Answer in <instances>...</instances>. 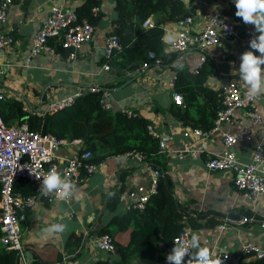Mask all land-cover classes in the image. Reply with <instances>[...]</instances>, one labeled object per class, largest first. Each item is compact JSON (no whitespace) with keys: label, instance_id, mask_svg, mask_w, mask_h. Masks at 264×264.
Returning <instances> with one entry per match:
<instances>
[{"label":"crops","instance_id":"0c3cea01","mask_svg":"<svg viewBox=\"0 0 264 264\" xmlns=\"http://www.w3.org/2000/svg\"><path fill=\"white\" fill-rule=\"evenodd\" d=\"M94 1L98 3L92 8L98 17L93 25L94 38L73 52V60H68V52L58 50L59 40H52L54 57L40 54L27 63L33 37L47 19L50 9L57 7L76 13L86 0H12L6 20L0 26V36L14 39L13 46L0 51V94L4 96L0 103L18 102L28 115L44 117L51 103L85 89L99 87L109 91L108 112L114 114L127 110L147 119L149 127L164 141L167 178L179 211L184 209L180 213L190 237L197 233L201 247H208L214 253H228L231 256L229 264H247L250 260L241 254L243 243H253L264 250V195L250 201L236 188L230 172H211L205 167L206 161L220 152L222 133H232L249 123L245 117L247 110L234 111L231 123L222 125L220 131L199 142L193 129L182 126L172 115L175 90L171 86L178 69L191 71L198 64L199 53L190 51L180 64L171 62L165 67L150 65L143 68L142 64L133 63L121 69L118 65L121 58L115 61L118 53L113 55L111 62H107L103 55L104 39L111 34L116 19L115 2ZM172 1L180 4L187 16L192 17L193 31L201 30L211 14L230 18L235 36L223 39L212 48L209 53L212 62L201 70L205 75L204 87L220 97L223 87L230 82L241 87L239 76L232 75V72L239 67L240 55L250 50L241 37L246 33L258 35L254 26L236 17L235 7H225V0ZM168 10L167 7L145 20H150L154 26L159 21L162 50L170 57L173 54L168 32L178 29L175 22L181 18L167 19ZM105 63L110 67L108 71L104 69ZM258 106L264 118V95ZM251 135L250 141L238 143L233 148L239 163L251 162L255 146L264 138V127H253ZM188 147L196 149L199 155L179 158L178 153ZM73 152L71 148H64L58 155V163L62 165ZM148 178V169L144 165L127 155L115 156L107 158L76 185L75 195L80 196L79 200L74 195L69 201L49 202L47 194L40 192L34 204L23 209L25 221L20 224L23 256L18 264H33L35 258L50 264H111L112 261L124 264L116 253L97 249L94 241L99 231L116 215L125 213L127 192L135 185L147 184ZM120 190H123L120 205L116 213H112L108 204ZM62 216L65 217L63 221L60 220ZM242 217L255 221L246 224L228 221L237 222ZM58 222L67 223L69 230L59 236L45 231ZM128 239L129 231L116 237L121 245H125Z\"/></svg>","mask_w":264,"mask_h":264},{"label":"built area","instance_id":"2783aa9c","mask_svg":"<svg viewBox=\"0 0 264 264\" xmlns=\"http://www.w3.org/2000/svg\"><path fill=\"white\" fill-rule=\"evenodd\" d=\"M12 4V0H1L0 2V26L5 22L7 13ZM224 6H233V0H225ZM95 10H92V13ZM178 29H171L168 32L170 37V50L174 55L175 63H182L190 51L199 53L198 64L192 68L190 73L196 75L206 64L212 62L210 50L217 46L223 39H231L235 36V27L230 18L226 15L211 14L206 24L199 31H193V19L185 16L175 22ZM145 30L152 29L154 24L150 20L142 23ZM95 27L87 20H78L75 12L52 7L47 19L37 29L31 44L29 55L26 62L30 63L31 58L40 54L54 57L55 48L51 45L52 40H59V45L64 50L72 49L68 52V60L75 57L74 51L88 44L94 38ZM255 35L244 34L241 41L249 46V41ZM14 45V39L11 36H0V51ZM122 49L120 40L116 35L110 34L105 37L103 42L104 59L108 62L115 53ZM150 65L160 67L162 60L154 52L147 53V61L142 64L143 68ZM104 69H110L107 63ZM176 77L171 81L174 86ZM101 93L100 105L105 111H110V104L107 102L110 92L99 87H92L51 103L45 110V115L52 114L70 106L75 99L87 93ZM262 95L255 100H249L245 89L234 82L228 83L222 89L221 103L222 109L217 113L214 126L210 131L203 132L193 129V135L199 142L209 138L212 133L220 131L222 125L232 122L234 111L246 109L245 117L249 120L246 126L238 127L232 133H222L221 150L214 157L209 158L205 167L208 171L230 172L233 175V182L236 188L250 201H256L264 195V138L261 143L255 146L253 157L250 163L242 164L236 159L234 146L238 143L251 140V129L253 127H264V118L259 111V101ZM4 96L0 94V101ZM173 101L176 105H182V96L173 93ZM121 113L127 116H135L134 113L122 110ZM150 134L159 140L160 151L164 152V141L148 127ZM197 142V141H196ZM64 148L73 149V154L63 160L60 165L59 153ZM185 155L196 157L199 152L188 147L178 153L179 158ZM128 157L144 165L148 169V183L145 185H135L126 194L127 203L125 212L143 211L149 199L157 193L158 182L163 175L156 169H152L143 161L140 154H128ZM92 155L90 151L84 150V143L81 139H58L50 134L41 135L40 132H32L27 124L7 126L0 115V231L2 236L0 243L7 249L23 256L21 244L20 224L25 221L23 209L25 206L34 204L36 196L40 193L42 176L49 169L56 167L61 171L62 178L69 179L76 186L84 179L89 177L98 165L90 163ZM63 166V169L61 167ZM19 181H29L35 185V193L31 196H22L14 191V186ZM49 202L55 200L69 201L62 199L59 191L47 193ZM231 223L246 224L255 221L252 218L242 217L239 221ZM264 224V223H263ZM191 237L187 227L173 239L171 246L161 245V249L167 256L171 253L174 243L183 241L186 247ZM95 247L101 251L115 253L114 241L108 235H99L94 241ZM195 250L189 247L188 255L191 256ZM217 256L224 259V264H229L231 256L223 251L215 252ZM241 254L250 261L264 259V250L253 243H243L241 245ZM188 257L185 258L187 260ZM167 264V261H164Z\"/></svg>","mask_w":264,"mask_h":264},{"label":"trees","instance_id":"16d2710c","mask_svg":"<svg viewBox=\"0 0 264 264\" xmlns=\"http://www.w3.org/2000/svg\"><path fill=\"white\" fill-rule=\"evenodd\" d=\"M1 2V1H0ZM116 19L111 34L116 35L121 51L115 61L121 58L119 68L126 69L133 63L143 64L147 53L154 52L162 60V67L174 61L163 53L160 38L162 30L159 21L152 29L141 28L143 21L158 11L168 7L167 19L184 18L187 14L180 4L172 0H114ZM94 0H86L76 12L78 20H87L94 25L98 17L92 13L97 7ZM108 62H111L109 60ZM203 70V69H202ZM200 70L192 75L186 69H178L174 90L182 96V105H174L172 115L184 127L203 132L210 131L217 113L223 108L221 97L204 87L205 75ZM101 93H87L68 107L44 117H33L22 110L18 102L0 103V115L7 126L27 124L32 132H40L45 123V133L58 139H81L84 150L91 152L90 163L99 165L107 158L140 154L143 161L163 177L159 179L157 193L147 202L143 211H129L116 215L111 222L99 231L114 241L116 254L124 264H160L166 260L161 245L171 246L173 239L185 228L183 216L174 200L172 185L168 184L165 153L160 151L158 138L148 130L149 121L142 117L127 116L121 112L114 114L105 111L100 105ZM14 191L22 196L35 193V185L29 181H19ZM123 190L116 192L108 204V209L116 213ZM129 231L125 245L116 237ZM2 233L0 231V238ZM17 252L7 250L0 243V264H18ZM33 264H50L35 258ZM108 264V263H101ZM247 264H264V259Z\"/></svg>","mask_w":264,"mask_h":264},{"label":"clouds","instance_id":"9594fccd","mask_svg":"<svg viewBox=\"0 0 264 264\" xmlns=\"http://www.w3.org/2000/svg\"><path fill=\"white\" fill-rule=\"evenodd\" d=\"M233 2L236 9L235 16L245 24L254 26L255 32L258 33L249 41L250 50L240 55L238 69L232 72V75L239 76L240 85L245 89L247 98L255 100L264 95V0H233ZM54 191H59L62 199H71L77 192L72 181L62 178L56 167L43 174L40 187V192L44 194ZM75 198L79 200L80 196L75 195ZM64 219V216L60 217L61 221ZM68 230L69 225L64 222L51 224L45 229L47 233L58 236ZM199 241V235L193 233L188 242L189 247L195 250L191 256L188 255L189 247H186L183 241L174 243L171 253L166 256L167 264H224L227 256L222 259L208 247H201Z\"/></svg>","mask_w":264,"mask_h":264},{"label":"water","instance_id":"95a60500","mask_svg":"<svg viewBox=\"0 0 264 264\" xmlns=\"http://www.w3.org/2000/svg\"><path fill=\"white\" fill-rule=\"evenodd\" d=\"M58 50L65 51V52H71V51H73L72 49L64 50V49H62L61 46L58 47ZM130 68H133V67H130ZM40 133H41V135H44L45 134V123L43 124ZM61 169H63V166L61 167ZM166 181H167L168 184L170 183L169 178H166ZM183 210L184 209H181L180 212H182ZM111 264H122V263L119 262V261H112Z\"/></svg>","mask_w":264,"mask_h":264}]
</instances>
